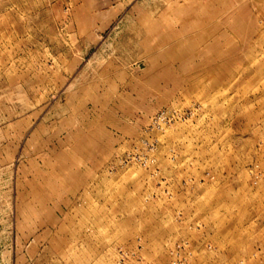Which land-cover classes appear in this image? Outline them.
Here are the masks:
<instances>
[{
    "label": "rangeland",
    "instance_id": "374dc122",
    "mask_svg": "<svg viewBox=\"0 0 264 264\" xmlns=\"http://www.w3.org/2000/svg\"><path fill=\"white\" fill-rule=\"evenodd\" d=\"M0 264H264V0H0Z\"/></svg>",
    "mask_w": 264,
    "mask_h": 264
}]
</instances>
